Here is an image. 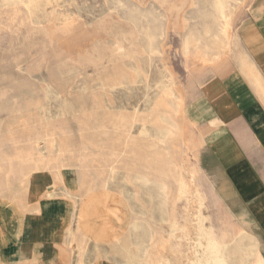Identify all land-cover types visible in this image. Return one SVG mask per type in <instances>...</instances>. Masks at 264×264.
<instances>
[{"label": "rangeland", "instance_id": "obj_1", "mask_svg": "<svg viewBox=\"0 0 264 264\" xmlns=\"http://www.w3.org/2000/svg\"><path fill=\"white\" fill-rule=\"evenodd\" d=\"M49 1L0 0V114L29 155L56 152L54 193L72 204L73 226L87 214L129 216L121 236L98 225L88 262L261 264L178 107L190 70L209 62L196 55L224 52L251 0ZM26 163L35 171L49 161ZM98 194L85 212L83 195ZM238 241L244 255L233 253Z\"/></svg>", "mask_w": 264, "mask_h": 264}, {"label": "crops", "instance_id": "obj_2", "mask_svg": "<svg viewBox=\"0 0 264 264\" xmlns=\"http://www.w3.org/2000/svg\"><path fill=\"white\" fill-rule=\"evenodd\" d=\"M227 46L214 60L190 70V87L180 93L178 107L201 144L210 178L216 175L214 186H225L226 207L256 239L258 260L264 264V0L250 1ZM20 133L0 114V264H106L101 258L88 262L94 232L104 224L121 236L129 216L116 220L87 214L73 226L72 204L54 193L56 152L29 155L25 135L19 144ZM10 134L16 139L11 143ZM36 158L48 160V166L32 171L26 160ZM192 172L193 185L207 204L193 161ZM100 194L93 201L83 195L85 212ZM225 233L220 232L228 243ZM110 234L105 240H112ZM244 249L238 241L233 253L244 255Z\"/></svg>", "mask_w": 264, "mask_h": 264}, {"label": "bare ground", "instance_id": "obj_3", "mask_svg": "<svg viewBox=\"0 0 264 264\" xmlns=\"http://www.w3.org/2000/svg\"><path fill=\"white\" fill-rule=\"evenodd\" d=\"M48 1V0H47ZM51 1V0H50ZM49 1V2H50ZM222 1V4H221V7H223L225 4H223V2H225L226 0H221ZM22 2V1H21ZM28 2H30V1H27L26 3H28ZM35 2V1H34ZM44 2V1H43ZM56 2H58V1H56ZM218 2V1H217ZM23 3V2H22ZM33 3V2H32ZM38 4V3H37ZM46 4V3H45ZM117 4H118V2H117ZM214 4V3H213ZM27 5V4H26ZM26 5H24L25 7H26ZM215 5V4H214ZM12 6V5H11ZM33 6V5H32ZM43 6V5H42ZM23 7V6H22ZM35 7V6H34ZM40 7V6H39ZM44 7V6H43ZM13 8V7H12ZM27 8V7H26ZM29 8V7H28ZM38 8V7H37ZM41 8V7H40ZM11 9V8H10ZM15 9V8H14ZM13 9V10H14ZM35 9V8H34ZM39 10V9H38ZM11 11V10H10ZM19 11V10H18ZM215 11V10H214ZM5 12V11H4ZM3 12V13H4ZM39 12V11H38ZM40 12H42V11H40ZM44 12V11H43ZM50 12H52V11H50ZM56 12H58V11H56ZM55 12V13H56ZM216 12V11H215ZM11 13V12H10ZM16 13V12H15ZM47 11H46V15H47ZM217 13V12H216ZM62 14V13H61ZM218 14V13H217ZM5 15V14H4ZM43 15H45V12H44V14ZM43 15H41V17L43 16ZM224 15V14H223ZM26 16V15H25ZM37 16V15H36ZM35 16V17H36ZM49 16V15H48ZM58 16H60V14L58 15ZM65 16V15H64ZM63 16V17H64ZM70 16V15H69ZM218 16V15H217ZM11 17H12V15H11ZM45 17V16H44ZM44 17H43V19H44ZM62 17V16H61ZM21 18H24V17H21ZM46 18H47V16H46ZM54 18V17H53ZM59 18V17H58ZM58 18H55V20L57 21V19ZM68 18V17H67ZM218 18H220V17H218ZM2 19V18H1ZM7 19V18H6ZM19 19V18H18ZM48 19V18H47ZM52 19V18H51ZM60 19V18H59ZM216 19V18H215ZM222 19V18H221ZM60 20H62V18L60 19ZM63 20H65V18L63 19ZM13 21V20H12ZM50 21V20H49ZM52 21V20H51ZM59 21V20H58ZM68 21V20H67ZM34 22V21H33ZM42 22V21H41ZM63 22V21H62ZM19 23V22H18ZM30 23V22H29ZM47 23V22H46ZM2 24V23H1ZM5 24V23H4ZM17 24V23H16ZM36 24V23H35ZM221 24V23H220ZM30 25V24H29ZM43 25V24H42ZM63 25V24H62ZM61 25V26H62ZM65 25H67V24H65ZM5 26V25H4ZM21 26V25H20ZM8 27V26H7ZM54 29V28H53ZM62 28L60 27V30H61ZM63 29H64V27H63ZM63 29L61 30V31H63ZM68 29V28H67ZM58 30V29H57ZM56 30V31H57ZM60 30H58V31H60ZM56 31L54 32V33H56ZM58 31H57V33H58ZM67 31V30H66ZM228 31V30H227ZM61 33V32H60ZM64 33V32H63ZM50 36V35H49ZM215 37H217L216 36V34H215ZM225 43V42H224ZM226 45H227V43H225ZM224 44V45H225ZM209 48V47H208ZM119 50H120V48H119ZM197 54V53H196ZM205 55H206V53L205 52H199L198 53V55H196L197 56V59L195 58V60L197 61V60H200V61H208V60H210V59H207L206 57H205ZM192 70V69H191ZM193 70H195V69H193ZM191 73V72H190ZM163 92V91H162ZM165 92V91H164ZM164 151V150H163ZM143 258V257H142Z\"/></svg>", "mask_w": 264, "mask_h": 264}]
</instances>
